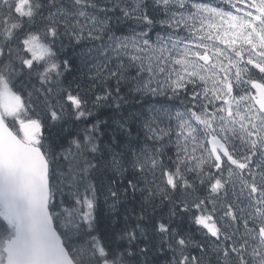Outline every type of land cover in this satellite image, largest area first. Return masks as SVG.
Listing matches in <instances>:
<instances>
[{
  "label": "snow or ice",
  "instance_id": "snow-or-ice-1",
  "mask_svg": "<svg viewBox=\"0 0 264 264\" xmlns=\"http://www.w3.org/2000/svg\"><path fill=\"white\" fill-rule=\"evenodd\" d=\"M0 264H264V0H0Z\"/></svg>",
  "mask_w": 264,
  "mask_h": 264
},
{
  "label": "trees",
  "instance_id": "trees-1",
  "mask_svg": "<svg viewBox=\"0 0 264 264\" xmlns=\"http://www.w3.org/2000/svg\"><path fill=\"white\" fill-rule=\"evenodd\" d=\"M112 23L114 25H116V27L124 28V34H126V32L128 31V29L130 28V27L127 26L126 22H123V21H121L120 24H117L116 21H115V19H113ZM128 23H130V22H128ZM160 99L163 101L164 98H160Z\"/></svg>",
  "mask_w": 264,
  "mask_h": 264
}]
</instances>
